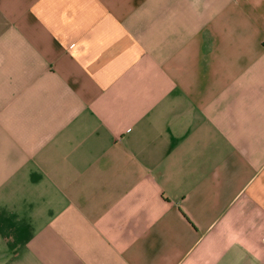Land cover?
I'll list each match as a JSON object with an SVG mask.
<instances>
[{
	"label": "crops",
	"instance_id": "crops-1",
	"mask_svg": "<svg viewBox=\"0 0 264 264\" xmlns=\"http://www.w3.org/2000/svg\"><path fill=\"white\" fill-rule=\"evenodd\" d=\"M0 264H264V0H0Z\"/></svg>",
	"mask_w": 264,
	"mask_h": 264
}]
</instances>
